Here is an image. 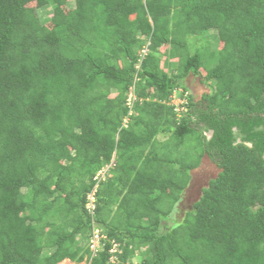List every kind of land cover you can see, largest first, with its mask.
<instances>
[{"label":"trees","instance_id":"16d2710c","mask_svg":"<svg viewBox=\"0 0 264 264\" xmlns=\"http://www.w3.org/2000/svg\"><path fill=\"white\" fill-rule=\"evenodd\" d=\"M213 29L216 67L180 58ZM191 75L210 92L178 119ZM191 135L201 161L179 168ZM204 155L220 173L178 222ZM66 260L264 264V0H0V264Z\"/></svg>","mask_w":264,"mask_h":264},{"label":"rangeland","instance_id":"374dc122","mask_svg":"<svg viewBox=\"0 0 264 264\" xmlns=\"http://www.w3.org/2000/svg\"><path fill=\"white\" fill-rule=\"evenodd\" d=\"M68 7L69 8H66L67 11L74 8L75 3L71 1ZM38 13L43 23L47 24L52 14V8L51 7L41 8L39 9ZM130 19L134 20L135 16H131ZM216 36H218V31L213 29L210 31L209 35L205 34V36H189L185 39L181 37L182 40L180 42L184 41L185 43L186 41L185 46L188 49L185 47L186 50L184 49L181 52H179L180 58L182 57L184 60V58L187 55H193V54L199 53L203 57V70L204 71H207L209 69L216 67L219 63V59H218L219 50L218 49L222 48L223 46L222 44H219V42L215 38ZM168 48L169 46H163L159 49L160 56L162 57L163 55L162 57L163 62L165 60V56L167 57V61H169V58L167 56ZM145 52H147V48H145V50L143 51V56L145 55L144 54ZM177 53L178 52H176V54ZM186 81H187L188 88L191 89L195 99H198L202 94L206 92L207 93L210 92V89H209L210 84L203 83L202 78L200 76L194 77L193 75H191ZM178 102L179 100H175V103H178ZM162 136L163 135L159 134L157 137L158 140L159 139L161 140ZM208 136H211V133H208ZM117 138H119V134L117 135ZM160 140L159 142L162 143ZM173 142L174 141L170 142V145H171L170 149L173 150V153L170 152V155L173 156L175 160L178 159L176 165L179 168H181L182 163H184L183 161H187V160H191L193 162H196V161L198 162L199 160L201 161L200 155L202 154V151H201L200 143L197 141L196 136H193V135L187 136V138L183 142L184 144L179 147V149L181 150V152L179 151L180 154H177V152L175 151L176 145H175V142L174 143ZM178 155H181V156H178ZM170 162L172 161L170 160L167 163L168 165L166 167H171V165L173 166L172 163L170 165ZM121 163L122 165H126V160L123 159ZM108 169L104 170L103 173L99 175V177H103L104 173L107 174ZM219 173H220L219 168L216 165H214L207 156L204 155V157L202 158V163L200 167H198L197 169L191 172L192 179L188 187L184 191L183 198L181 202L178 204L177 211L174 214L175 215L174 218L176 219V221L181 222L184 219L185 214L188 211L193 210L194 204L201 198L203 194V189H205L209 185V182L215 179L219 175ZM182 177H183V174H181V180H182ZM102 238L103 236L99 235V231L96 230L92 238V250H95L100 247L101 245L100 241ZM84 244L85 245L89 244V241L83 240L82 246ZM115 249L118 250V245L115 246ZM142 259H143V256L140 255L139 253H136L134 262L139 263ZM61 264H72V262L69 260H66Z\"/></svg>","mask_w":264,"mask_h":264},{"label":"clouds","instance_id":"9594fccd","mask_svg":"<svg viewBox=\"0 0 264 264\" xmlns=\"http://www.w3.org/2000/svg\"><path fill=\"white\" fill-rule=\"evenodd\" d=\"M143 51H144V50H143ZM148 52H149V50H148V48H147V52H146V53H148ZM142 56H143V54H142ZM145 56H146V55H144V56L142 57V60L145 58ZM186 84H187V81H186ZM187 87H188V85H187ZM190 93L192 94V96H194L190 88H187V90H185L183 87H180V88H178V89H176V90L174 91L173 96L171 97L170 105L173 106V107H175V111H176L177 105L180 103V101L185 100L188 96H190ZM180 94H183L184 96L181 97ZM194 98H195V97H194ZM135 99H136V96H135L134 94H130V96H129V102H128V103L131 104L132 101L135 100ZM175 100H179V102H178V103H175ZM183 105L186 106L185 103H183V104L180 103L181 111H180V112L176 111L178 119H181V118L183 117V112H187V110H186L185 108L183 109V107H182ZM132 115H134V112H133V111H131V112L129 113V116H127V117L125 118V120H124L125 125L128 124V122L130 121L129 118H130ZM208 133H211V136H208ZM208 133H206V135H207L209 138H211V137L213 136V131H212V132H208ZM114 159H115V157H114ZM101 173H103V172H101ZM101 173H100V174H101ZM100 174H99V175H100ZM99 175H98L97 177H99ZM105 176H106V174L104 173L103 177H101V178H103V180H104ZM96 191H97V187H96V190L94 191V193H92V194L90 195V197H89V202H88V204H87V209H88L91 213L96 209V198H95V193H96ZM96 230L99 231L98 229H95V231H96ZM95 231H94V234H95ZM99 235H100V234H99ZM97 249H98V248H97ZM97 249H96V252H97ZM93 251L95 252V250H93Z\"/></svg>","mask_w":264,"mask_h":264},{"label":"built area","instance_id":"2783aa9c","mask_svg":"<svg viewBox=\"0 0 264 264\" xmlns=\"http://www.w3.org/2000/svg\"><path fill=\"white\" fill-rule=\"evenodd\" d=\"M145 55L147 54L146 52L144 53ZM180 103H187V100H182L180 101ZM180 103L177 105V108H176V111L180 112L181 111V107H180ZM184 109V108H183ZM95 252H96V249H95Z\"/></svg>","mask_w":264,"mask_h":264}]
</instances>
